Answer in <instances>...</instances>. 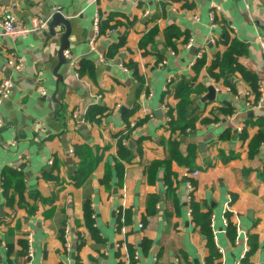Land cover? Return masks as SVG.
Instances as JSON below:
<instances>
[{"label":"crops","instance_id":"obj_1","mask_svg":"<svg viewBox=\"0 0 264 264\" xmlns=\"http://www.w3.org/2000/svg\"><path fill=\"white\" fill-rule=\"evenodd\" d=\"M263 6L0 0V23L30 29L60 7L78 61L56 73L61 27L0 26V79L15 85L0 106V264H264Z\"/></svg>","mask_w":264,"mask_h":264},{"label":"built area","instance_id":"obj_2","mask_svg":"<svg viewBox=\"0 0 264 264\" xmlns=\"http://www.w3.org/2000/svg\"><path fill=\"white\" fill-rule=\"evenodd\" d=\"M57 1V0H54ZM264 8V6H263ZM56 13H60V7H55L54 8ZM220 11V8L217 5L212 6V11L210 13L211 20L214 21L216 18V13ZM196 20H198V17H195ZM100 21L101 18L99 14L96 16L94 23H93V38L90 42V45L92 48H94L95 43L100 36ZM32 23V28H28L25 26L22 22H19L16 17L12 14H7L4 16L3 20L0 23V26L3 30V34L6 37L15 39L17 37H22L25 36L31 32H43L47 31L50 25V20H42L38 18H34L31 20ZM262 44V48L264 50V43ZM65 56H67L72 68L77 69L78 68V61L72 60V58L69 56V53L66 51ZM7 64L10 68H12L14 71H21L23 65H24V58L18 56L15 52H12L9 54ZM15 85L12 79H7V78H2L0 79V106L2 105L3 102L7 101L10 99V97L13 94ZM42 94L45 96L46 93L42 92ZM4 120L0 117V129L4 127ZM34 129L38 134H43L45 133V130L42 125L40 124H35ZM21 161L24 162V158L20 157ZM198 174H195L197 176ZM0 186H2V177L0 176ZM194 187L189 185L188 191L191 193L193 192ZM192 194V193H191ZM191 198V195H190ZM229 211V207L226 209ZM94 217V216H93ZM140 228L144 229V225L140 224ZM238 230V229H237ZM239 232H241L239 230ZM134 260H138V255L136 254L134 256Z\"/></svg>","mask_w":264,"mask_h":264},{"label":"water","instance_id":"obj_3","mask_svg":"<svg viewBox=\"0 0 264 264\" xmlns=\"http://www.w3.org/2000/svg\"><path fill=\"white\" fill-rule=\"evenodd\" d=\"M58 27L62 28L63 35L61 36V48L59 52V66L56 70V73H58V70L63 65L67 64V61L64 55H65V52L68 51L70 48V43H69V38H70V33H71L70 22L67 19H65V17L60 13L54 15L53 20L49 25L50 34L52 37L56 36V29ZM215 97H216L215 89L213 87L209 88V94L206 99L209 101H213Z\"/></svg>","mask_w":264,"mask_h":264},{"label":"trees","instance_id":"obj_4","mask_svg":"<svg viewBox=\"0 0 264 264\" xmlns=\"http://www.w3.org/2000/svg\"><path fill=\"white\" fill-rule=\"evenodd\" d=\"M100 25H101V21H100ZM99 31H100V35H101V27L99 28ZM6 174V173H5ZM4 174V176H5ZM6 178V177H5ZM5 186V183H4V177L2 176V188ZM84 211H85V221H86V224H87V228L89 229V231L91 232L92 234V237L94 238V240H96L97 242H102L101 239H99V236H98V230L95 228V220H94V217H93V212H92V208H91V205L90 203H87L84 207ZM207 223V222H206ZM143 224V223H142ZM144 227H145V224H143ZM230 227H232L230 225ZM63 236V235H62ZM206 237H207V240H208V245L209 247L212 249V251L214 252L215 251V245H214V241H213V236H212V233L211 232H208L206 231ZM21 244H24L23 242ZM25 250H27L26 247H24ZM29 255V253H28ZM27 255V257H28ZM216 256V255H214ZM27 264V263H26Z\"/></svg>","mask_w":264,"mask_h":264}]
</instances>
